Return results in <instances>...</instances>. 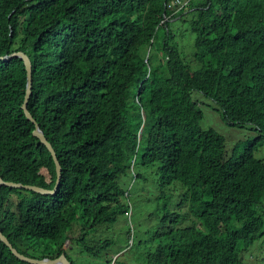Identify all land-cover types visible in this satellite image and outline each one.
Here are the masks:
<instances>
[{
    "label": "trees",
    "instance_id": "1",
    "mask_svg": "<svg viewBox=\"0 0 264 264\" xmlns=\"http://www.w3.org/2000/svg\"><path fill=\"white\" fill-rule=\"evenodd\" d=\"M173 1L0 0V56H29L26 107L61 167L53 195L0 187V231L18 253L255 264V248L264 264V0ZM182 26L192 46L174 42ZM25 85L22 59L0 60V179L52 190ZM195 95L257 137L227 152ZM0 264L28 263L0 241Z\"/></svg>",
    "mask_w": 264,
    "mask_h": 264
},
{
    "label": "rangeland",
    "instance_id": "2",
    "mask_svg": "<svg viewBox=\"0 0 264 264\" xmlns=\"http://www.w3.org/2000/svg\"><path fill=\"white\" fill-rule=\"evenodd\" d=\"M171 27H172V29H173V27L179 28V25H177V23H175V21H173V22H171ZM182 27H183V29L181 28V30H177L174 42H177V44L182 43L183 42V38L181 36V34H182L185 42L192 46L193 36L189 34L190 32L186 26H182ZM178 32H180L181 34H179ZM185 49H186V47H185ZM183 56L187 58L189 56V52L184 51ZM194 100L197 102L198 105L201 106V109L203 111V120L201 123L202 127L204 129L210 128V129L214 130L219 136H222L226 141L227 152L230 153V151L234 148L235 145H236L237 149H240L244 145H246L247 142H249V141H251L257 137L256 131L252 130L251 127H249V126L237 128V127H231V126H228V125H225L224 123H222L220 120V118H221L220 114L216 110V106L213 103H211L209 100H207V99H205L199 95H195ZM254 156L256 159H259L262 162H264V147L259 149L257 151V153L254 154ZM44 175H45L46 179L49 180V176L47 174H44ZM129 186L130 187L127 188L128 191L131 188V185H129ZM143 194H145V192H143ZM177 203H178V200H175L174 205ZM119 232H120V228H116L114 234L118 235ZM97 235H98V239L102 240L104 237L110 238L112 233H111V230H109V231L99 230ZM119 254L116 256H119ZM248 254L250 257V258H246L248 261H252L255 264L261 263L262 255L260 254V252L257 249L253 248V250H250V252ZM136 255H137V253H135L133 256H131L130 259L134 260ZM73 256H77L78 258H80V261H78V263L81 262V259H85V261L87 260L88 264H93V261H94L91 257L81 255L79 252H75L73 254ZM114 258L115 257H112L111 260L112 259L114 260ZM71 259L74 262L77 261V258L71 257ZM130 264H136V263L132 262Z\"/></svg>",
    "mask_w": 264,
    "mask_h": 264
},
{
    "label": "water",
    "instance_id": "3",
    "mask_svg": "<svg viewBox=\"0 0 264 264\" xmlns=\"http://www.w3.org/2000/svg\"><path fill=\"white\" fill-rule=\"evenodd\" d=\"M13 57H18L22 59L23 65L26 71V85H25V94H24V101L22 105L23 113L27 120H29L32 124H34V130L32 132V135L36 137L41 144H43L48 152L50 153V156L54 162L55 165V173H56V182L54 185V188L52 190H45L36 186H28V185H23L20 183H13V182H4L3 180L0 179V187L5 186L9 188H17V189H25V190H30L32 192L41 194V195H53L55 194L56 190L59 187L60 184V178H61V167L60 164L56 158L55 152L52 149L51 145L48 143L46 138L44 137L43 132L39 129L38 124L36 123L35 119L30 115V113L27 110V101L29 99V96L31 94V89H32V79H31V63L29 56L26 55L24 52H17V53H12L9 56L1 57V60H7ZM0 241L5 244L9 250L11 251L12 255L19 259L22 262L28 263V264H71L64 254H61L58 258L56 259H41V260H36V259H31L28 257H25L24 255L18 253L8 242L7 238L1 233L0 231Z\"/></svg>",
    "mask_w": 264,
    "mask_h": 264
},
{
    "label": "clouds",
    "instance_id": "4",
    "mask_svg": "<svg viewBox=\"0 0 264 264\" xmlns=\"http://www.w3.org/2000/svg\"><path fill=\"white\" fill-rule=\"evenodd\" d=\"M190 2V0H175V1H173V3L171 4V7H170V10H172L173 9V6H176V7H178V10H180V9H184L186 6H187V4ZM20 52H22V51H20ZM13 53H17V52H13ZM10 54H12V53H10ZM10 54H7V55H4V56H0V58L1 57H5V56H9ZM10 59H12V58H10ZM1 60V59H0ZM7 60H9V59H7ZM31 115V114H30ZM143 116V115H142ZM143 119H144V116H143ZM35 127V126H34ZM40 129V128H39ZM45 137V136H44ZM49 143V142H48ZM50 144V143H49Z\"/></svg>",
    "mask_w": 264,
    "mask_h": 264
},
{
    "label": "bare ground",
    "instance_id": "5",
    "mask_svg": "<svg viewBox=\"0 0 264 264\" xmlns=\"http://www.w3.org/2000/svg\"><path fill=\"white\" fill-rule=\"evenodd\" d=\"M161 33V32H160ZM159 35V34H158Z\"/></svg>",
    "mask_w": 264,
    "mask_h": 264
}]
</instances>
